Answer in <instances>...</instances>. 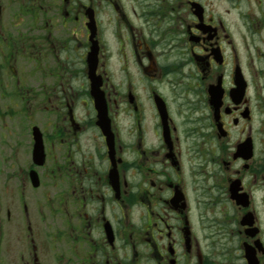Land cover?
<instances>
[{"label":"flooded vegetation","instance_id":"1","mask_svg":"<svg viewBox=\"0 0 264 264\" xmlns=\"http://www.w3.org/2000/svg\"><path fill=\"white\" fill-rule=\"evenodd\" d=\"M237 1L0 0V264H264V0Z\"/></svg>","mask_w":264,"mask_h":264},{"label":"rangeland","instance_id":"2","mask_svg":"<svg viewBox=\"0 0 264 264\" xmlns=\"http://www.w3.org/2000/svg\"><path fill=\"white\" fill-rule=\"evenodd\" d=\"M256 2L255 0H239L236 2V4L240 7V9H245L246 7L250 6L251 3H254ZM24 121L26 124L24 125H27L28 124V119L26 117H24Z\"/></svg>","mask_w":264,"mask_h":264},{"label":"water","instance_id":"3","mask_svg":"<svg viewBox=\"0 0 264 264\" xmlns=\"http://www.w3.org/2000/svg\"><path fill=\"white\" fill-rule=\"evenodd\" d=\"M100 111V110H99ZM101 126H103V124H101Z\"/></svg>","mask_w":264,"mask_h":264}]
</instances>
